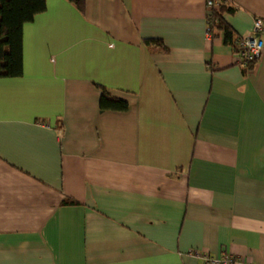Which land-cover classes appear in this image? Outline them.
<instances>
[{"label":"crops","instance_id":"0c3cea01","mask_svg":"<svg viewBox=\"0 0 264 264\" xmlns=\"http://www.w3.org/2000/svg\"><path fill=\"white\" fill-rule=\"evenodd\" d=\"M46 2L0 78V264H264V53L237 65L207 0ZM229 2L235 41L264 0Z\"/></svg>","mask_w":264,"mask_h":264},{"label":"trees","instance_id":"16d2710c","mask_svg":"<svg viewBox=\"0 0 264 264\" xmlns=\"http://www.w3.org/2000/svg\"><path fill=\"white\" fill-rule=\"evenodd\" d=\"M81 13H85L86 0H69ZM226 1L219 12L214 14L211 23L212 38L221 34L224 42H235L232 28L226 24L223 15L233 13L235 10ZM47 9L46 0H0V78L20 77L23 74V29L24 25L32 22L35 17ZM147 45L162 46L158 39L145 40ZM252 67V66H251ZM250 68V67H247ZM100 108L104 111H127L128 101L112 96L103 88L100 98ZM64 204H76L67 201Z\"/></svg>","mask_w":264,"mask_h":264},{"label":"built area","instance_id":"2783aa9c","mask_svg":"<svg viewBox=\"0 0 264 264\" xmlns=\"http://www.w3.org/2000/svg\"><path fill=\"white\" fill-rule=\"evenodd\" d=\"M226 1L230 0H207L208 36L211 38V23L214 22V14L220 11ZM233 53L235 63L244 68L251 67L258 62L264 53V19H255L252 31L248 35L239 37L235 42ZM191 254L200 258L205 264H248L234 255L213 256L196 251Z\"/></svg>","mask_w":264,"mask_h":264}]
</instances>
